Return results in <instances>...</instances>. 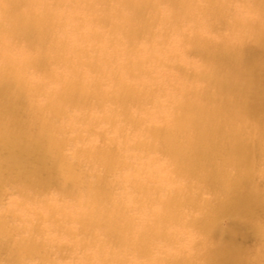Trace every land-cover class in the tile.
I'll return each mask as SVG.
<instances>
[{
	"label": "bare ground",
	"instance_id": "obj_1",
	"mask_svg": "<svg viewBox=\"0 0 264 264\" xmlns=\"http://www.w3.org/2000/svg\"><path fill=\"white\" fill-rule=\"evenodd\" d=\"M106 1L7 0L10 11L24 18V23L18 25L15 22V16L10 17L7 20V27L11 31H24L28 36V44L50 48L54 53L47 55L45 51H40L33 55L32 69L44 70L47 62L61 57L67 58V52L76 56L77 63L64 65L65 67L62 65L64 68L56 71L44 70L43 74L54 77L61 84L59 86L48 85L38 78L36 81L30 79L31 87H28L15 78L0 75V185L3 180L8 185L1 194H29L33 198L42 200V204L33 209L35 220L54 222L53 214L55 215L56 212L65 218L71 213L70 210H76L75 217L71 220L76 223L73 227L80 235L75 241L80 240V245H89L96 239L95 243H100L91 253L85 254L91 255L102 264L114 261L119 264L127 263L123 258L127 252L133 253L136 257L146 252L145 247L150 241L145 230L134 234L130 228H124L121 231L117 226L115 218L111 215L113 213L122 215L124 200L128 199L135 210L142 203L150 204L149 218L167 223L165 229H169L172 233V231L183 230L184 224L179 219L187 217L188 222L191 216L185 213L183 218H180L178 212L181 208L193 205L196 209L198 208L197 199H201L202 194L209 195L204 191L205 187L197 190L190 183L182 182L172 171L171 166L175 163L187 164L192 170L200 166L203 171L202 181L206 182L218 173L214 166L217 157L224 158L233 153L240 163L244 161L242 164L247 166L251 163L250 155L256 153L264 164V150L261 149L264 147V135L259 136L260 140H257L259 143L256 146H251L248 140L239 138L242 122L237 120L242 112L249 113L247 96L231 98L228 102L229 107L216 112L207 106L208 91L199 88L179 87L172 93L173 97H166L163 100L158 99L159 95L152 98L148 96L149 93L144 90V86L149 84H146L145 77L158 64L154 60L156 53L153 46L163 40L168 44L170 40L163 31L154 27L149 29L146 26L147 16L161 19L166 24H177L176 27L182 26L181 21L189 20L191 23V26H188L191 30L189 35L184 34L180 29H174L175 38L179 41L177 44L185 45L187 42L192 46L194 41L200 44L199 51L207 52L206 58L211 61L207 72L210 73L211 81L216 83L220 82L222 77L234 75V72L229 74L224 72L226 64L232 65L237 61L244 63L246 53L254 50L251 43H245V35H249L252 43H260L263 49L259 51L260 53H264V36L261 32L243 33L230 19L227 31L223 35V43H202L197 29L203 25L210 26L212 18L225 16L221 12L210 9L208 0H116L113 6L106 5ZM158 2L165 7L157 11L155 6ZM36 3L44 7L37 11L31 7ZM83 4L91 8L93 21L101 22L114 33L121 32L126 39L114 40L111 35L106 36L91 25L87 31H83L82 23L78 21L77 15H74L72 20H63V23L69 26L67 30L54 28L56 17L65 18L61 15V11H66L65 9L69 7L80 10ZM114 17H120L123 23L116 22ZM58 21L61 23V19ZM144 30L150 31L148 41L146 40L150 44L144 42L141 46L130 39V36ZM69 36L72 40L67 42ZM87 42L91 44L86 49L84 57H81L79 52H83L84 49L77 53L75 49H79L78 43L85 46ZM162 49L161 46L160 50ZM96 59L99 67L94 71L98 77L93 78L92 74H84L81 65L89 67L90 60ZM112 62H117L116 67L117 65L118 67L109 68ZM135 69L138 73H135ZM253 69L252 66V72L244 76L243 88L248 94L256 87ZM260 71L264 73V66L260 68ZM102 77L108 79L111 86L118 89L111 91L116 103L120 104L118 111L109 114L113 121L118 118L128 122L130 119L133 121L135 116L128 111L126 105L129 102L134 104L135 110L147 108L148 105L154 104V101L161 102L163 107L153 110L150 114L152 118L163 116L164 122L170 127L167 130L164 129L166 131L161 136L164 143L170 140L172 144L167 148L158 145L151 147L168 152L171 159L163 160L153 155L145 156L139 162L138 157L125 152L118 162L121 168L128 166L129 172L134 175L124 180L120 176H111L109 180L104 174L98 172L97 166L106 167L116 162L115 158L102 159L97 153L76 158L75 154L77 152L80 154L85 149L77 150L78 147L74 145L70 147L69 159L61 158L60 140L54 136L53 132L68 128L74 129V133L77 134L74 125L80 117L77 112H71L72 108L81 111L85 107L82 101L88 87L93 88L92 96L99 106L100 101L106 97L104 88L101 87ZM257 80L260 81L259 78ZM256 93L264 96V88L257 90ZM38 97L41 98V102L36 104L33 101ZM155 98L157 100H154ZM169 100L171 103L167 106L166 102ZM219 106H225V104L221 103ZM47 109H51L49 115L44 113ZM65 110H67L66 115L70 117L66 127L52 120L56 116L65 115ZM211 113H215L214 117H211ZM102 119L107 120L104 116ZM93 122L95 121L92 120L91 123ZM192 125H196L193 127L196 135L183 137L184 128ZM223 127L226 130L225 134L219 139H213L212 133ZM233 139H237L238 142L231 144L230 141ZM127 146L130 148L129 145L123 144L124 148ZM131 147L134 146L131 145ZM132 158L134 161H131ZM76 164L79 168L74 170ZM210 164L212 167L209 169ZM144 171V178H138ZM36 174H39V179L35 178ZM52 185H56V189L43 194ZM167 185L168 188H166ZM64 195H70L72 200L59 205V198ZM243 200L238 195L230 201L233 204V214L234 210H238L237 208L245 203ZM101 202L105 209L102 208ZM249 203L255 205L254 202ZM16 206L24 208L21 203ZM158 207L163 208L164 212H154ZM9 211L11 210L0 205V215ZM28 219L26 215H23L21 222L27 224ZM15 224L16 222L1 226L0 222V247L9 242L8 235L16 229ZM94 225H97L98 229L91 235L87 228ZM62 231L65 234H71L73 229L67 227ZM31 233L32 227L29 226L26 234ZM31 237L26 235L13 242L12 248L16 252L19 249H30L33 243ZM69 244L74 249L71 240ZM129 246L128 251L119 250L120 247ZM158 248L161 249V247ZM50 251L51 254L55 253L51 249ZM29 264L42 263L32 261ZM47 264L55 263L50 257Z\"/></svg>",
	"mask_w": 264,
	"mask_h": 264
},
{
	"label": "rangeland",
	"instance_id": "obj_2",
	"mask_svg": "<svg viewBox=\"0 0 264 264\" xmlns=\"http://www.w3.org/2000/svg\"><path fill=\"white\" fill-rule=\"evenodd\" d=\"M115 3L116 0H107L105 4L113 6ZM155 7L158 11L162 10L165 5L158 2ZM90 9L87 5L83 4L80 7V10L69 7L68 9H65L66 11H61V15L65 16V18L56 17V24L54 28L56 30H67L69 26L67 23H63V20H72V17L77 15L79 17L78 21L82 23L81 30L83 31H87L91 25L99 32L104 33V35H111L114 40L125 38L121 32L114 33L108 28V26H104L101 22L93 21V13ZM60 19L61 23L58 21ZM114 20L118 23H123L120 17H114ZM210 22H212L210 26L203 25L197 29L201 42L216 44L223 43V35L227 31L228 25L230 24V18L226 16L217 19L212 18ZM180 23H182V26L176 27L177 24H166L161 19H156L153 16H147L145 23L146 26L149 29L154 27L155 29L163 31L167 35L170 42L167 44L163 40L161 43L153 46L154 52L156 53L154 60L157 61L158 64L146 75L145 81L146 84H149L144 86V90L146 93H149V97L152 98L153 96L159 95L160 97L158 99L161 98V100L164 98L166 99V97H173L172 93L179 87L206 90L209 94L207 106L213 108L215 112L219 109L229 107L230 104H228V102L231 98L234 99L245 95L247 96V101L249 103V109H247L249 113L244 111L238 116L237 121L242 122V124H240L242 125V132L239 138L248 140L247 142L251 146H256L259 143L257 140H260L259 136L264 135V96L256 93L257 90L264 88V73H261L260 71V68L264 66V53L259 52L263 50L260 43H252L249 35H245V43H251L254 50L246 53L245 56L247 57L244 63L237 61L232 65L226 64L224 72L226 74L234 72V75L222 77L220 82L216 83L211 81L210 73L207 72V68L209 67L211 61H208L206 57H202L201 55H190V52L193 51V47L189 43L186 42L185 45L181 43L177 44L179 41L175 38L174 29H180L186 35L191 33V30L188 27L191 26L189 20H184ZM242 32L246 33L244 31ZM254 32L260 31L257 29ZM149 35V30L139 31L138 34L130 36V39L142 46L148 39ZM71 40L72 39L69 36L67 38V42H70ZM146 43L150 44L149 42ZM90 44L91 42H87L84 46L78 43L79 49H75V52L77 53L82 51L83 48V52H79V54L81 57H84L85 52H87L86 49L89 48ZM161 46L163 48L162 50H160ZM26 47L33 55L40 51H45L47 55L54 54L50 48L46 49L37 44H27ZM195 51L201 52L199 51V48L195 49ZM66 54L67 58L61 57L55 61L47 62L45 64V69L56 71L57 69L64 68V65H76V56L71 52H67ZM90 62L91 66L89 67L81 65L84 74H92L93 78L98 77L94 71L99 67L98 60H90ZM116 64L117 62H112L108 67H116ZM252 66L254 67L253 70L256 87H254V90H251L250 94H248L243 88V82L244 76L247 73L252 72ZM229 69L234 71H230ZM44 70H34L30 68L29 78L34 79L35 81L39 78L48 85H61L54 77L45 76L43 74ZM135 73H138V70L135 69ZM257 78L260 79L259 82ZM101 82V87L104 88V94L106 97L104 100L102 99L100 101L99 106L98 102L92 96L93 88L88 87V91H85L84 101H82L84 102L85 107L81 111L76 108H72L71 112H77V115L80 117V120L74 125L77 134L74 133V129L68 128L60 132H53L54 136L60 140L61 158L63 160L69 159L71 156L70 147L73 145L78 147L77 150H79V148L80 150L85 149V151H81L80 154L77 152L75 154L76 158H82L84 155H93L94 153H97L98 156L106 160L107 158H115L116 162L109 164L106 167L99 165L97 166V170L99 173L104 174L108 179L111 176H120L123 180L128 178V176L134 175L129 172L128 166L121 168L118 162L120 156L125 152H129L132 156L138 157L139 162H141L145 156L153 155L163 160L171 159L168 152L164 150L162 152L159 147L157 150L151 147L158 145L160 147L164 146L163 148H167L172 144L170 140L164 143L161 136L162 133L170 127L164 122L163 116H153L152 118V115L150 114L153 110L163 107L162 104H160L161 102L154 101V104H150L147 108H143L141 110H135L134 104L129 102L126 105L128 111L135 116L133 117V121L130 119L128 122L125 119L120 120L119 118L113 121L110 119L109 114L113 111H118L117 108H120V104L116 103L115 97L111 94V91L118 89L112 87L108 79L102 77ZM154 100H157V98ZM33 102L39 104L41 102V98H35ZM170 103L171 102L169 100L166 102V105L169 106ZM221 103L225 104V106H219ZM227 111L230 110L227 109ZM66 112L67 110H65V115L56 116L52 118V120H56L66 127L70 122V117L66 115ZM44 113L49 115L51 113V109L45 110ZM84 114L87 116H83ZM214 115L215 113H211V117H214ZM103 116L107 120L102 119ZM146 119L150 121L148 122ZM92 120L95 122L91 123ZM193 127H196V125L186 126L183 131V137L196 135V130ZM225 131V127L215 131L212 133L213 139L221 138L225 134ZM261 131H263V134H261ZM237 142V139L230 141L231 144ZM123 144L129 145L130 148L128 146L124 148ZM131 145L134 147H131ZM135 146H138V148H135ZM261 149L264 150V147ZM250 158L251 163L244 166L242 164L244 161L240 163L238 157L232 153L228 154L224 158H215L217 162L214 166L218 172L219 170L221 171L224 169L235 170L241 167H253L257 171V174L264 173V167H262L263 163L261 162L259 155L253 153L250 155ZM80 161H82V159H80ZM131 161H134V158H132ZM211 167L212 165L210 164L209 169ZM78 168V164H76L74 166V170H77ZM171 168L173 173H175L182 182L190 183L193 188L199 190V188L203 189L206 187V181H202L203 171L200 166H198L195 170H192L187 164L177 162L171 166ZM144 176L145 171L140 173L138 178L142 179ZM6 188H8L7 182L3 180L0 185V194ZM166 188H168V185ZM55 189L56 185H52L45 190L43 194H47L49 193L48 191ZM239 195L242 199H244L243 201L245 203H242L237 208L238 210H242L243 212L256 207L255 205H251L249 203L253 201L250 200L246 194L241 193ZM206 196H208V194H202V198ZM69 200H72L70 195L61 196L58 204L62 205L65 201ZM19 203H21L24 208H18L16 205ZM41 204L42 200L33 198L29 194L10 195L3 193L0 195V205L11 210L0 215L1 226H6L7 224L16 222V229L11 231L8 235L9 242H6L0 247V259L5 258L9 254H13L16 255L17 258L28 261L29 263L33 261L34 263L43 262L44 264H47L49 258L51 257V260L55 264H102L91 255L85 254L91 253L95 250L96 246L100 244L99 242L95 243L96 239L93 243L90 242L89 245H80V240L75 241L77 236L80 235L78 230L73 227V224L76 223H73L71 220L75 217L74 215L76 210H70L71 213L65 218L56 212L55 215L53 214L55 218L54 222L35 220L33 209ZM101 206L105 209L102 202ZM232 209L233 204L232 202H229V204L225 205L217 214V222L212 232L213 239L219 242L218 248L214 254L215 264H236L237 249L240 246L250 244L253 239L248 226L242 224L236 218L235 214L232 213ZM261 210L264 211V209ZM198 211V208L195 209L193 205H189L188 207L184 206L178 212V216L183 218L185 213H188L187 216H190L198 214ZM149 212H151L150 204L142 203L140 204V207L135 210L131 202L126 199L124 200L122 215L114 213L111 215L112 218H115V222L121 231L124 228H130L135 234L136 232L145 230L146 235L150 240L145 247L147 249L146 252H142L138 257L133 255L131 252H127L123 255V258L126 259L127 263L119 264H148L149 261L173 258L177 256L181 250H192V245L197 239V234L191 229V227L188 226L186 216L185 219H179L180 222H183L184 224L183 230L172 231L171 233L169 229H165L167 223H164L161 220L155 221L152 218H149ZM154 212L163 213L164 210L163 208L158 207ZM23 215H26L29 218L27 224L21 222V217ZM170 225L174 226L173 224ZM29 226L32 227V233L26 234ZM67 227H71L73 229L71 234H65L62 231L63 228ZM97 229V225L87 228L91 235ZM26 235L32 236L30 238L33 240L32 247L30 249H19V251L16 252L12 248L11 244L24 238ZM70 240L74 244V249H72L69 244ZM158 247H161V249ZM50 249L55 253L51 254ZM119 250L128 251L130 250V246L127 248L120 247ZM108 264L117 263L114 261Z\"/></svg>",
	"mask_w": 264,
	"mask_h": 264
},
{
	"label": "clouds",
	"instance_id": "obj_3",
	"mask_svg": "<svg viewBox=\"0 0 264 264\" xmlns=\"http://www.w3.org/2000/svg\"><path fill=\"white\" fill-rule=\"evenodd\" d=\"M37 11L44 7L40 3L31 5ZM208 7L221 12L244 32L259 29L264 35V0H208ZM15 16V22L24 23L20 14L10 11L7 0H0V75L15 78L31 87L29 78L33 54L28 50V36L24 31H11L7 20ZM190 55L206 57L207 52H196L200 44L193 42ZM264 167V164H262ZM39 179V174H36ZM210 195L197 199L198 214L191 215L188 226L197 234L192 250H181L173 258L149 261L148 264H215L214 254L219 242L212 232L217 214L239 194L244 193L256 207L248 211L234 210L236 218L248 226L253 239L250 244L240 246L236 252V264H264V173L257 174L253 167L224 169L206 182L204 189ZM0 264H29L28 261L9 254L0 259ZM43 264V262H42Z\"/></svg>",
	"mask_w": 264,
	"mask_h": 264
}]
</instances>
